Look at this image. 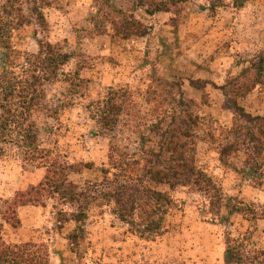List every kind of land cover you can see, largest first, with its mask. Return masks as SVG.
<instances>
[{
	"label": "rangeland",
	"instance_id": "obj_1",
	"mask_svg": "<svg viewBox=\"0 0 264 264\" xmlns=\"http://www.w3.org/2000/svg\"><path fill=\"white\" fill-rule=\"evenodd\" d=\"M162 1L169 2L168 11L155 10ZM45 3L40 16L25 1L30 22L14 42L19 52H36L39 41H49L72 54L65 71L75 76L73 81L47 86V101L64 106L58 119L50 122L53 130L41 131L43 146L53 147L71 165L94 164L95 171L73 173L71 179L97 177V169L109 162L112 147L139 155L144 133L182 114L198 122L196 163L213 177L220 195L187 187L171 191L180 206L168 217V231L153 240L105 215L90 218L75 242L70 234L76 224L60 226L55 200L18 207L17 226L4 220L18 193L37 186L45 175L44 169L27 162L23 152L9 149L0 157L4 238L10 243L44 244L51 264H226L227 241L235 237L247 240L244 251H264V219L221 206H263L264 166L247 170L245 152L222 163L217 138L232 127L236 103L253 116L264 117V0ZM123 17L138 22L139 34L127 38L120 34L116 22ZM2 56L0 46V63ZM111 89L120 91L123 105L113 130L98 118V108Z\"/></svg>",
	"mask_w": 264,
	"mask_h": 264
},
{
	"label": "trees",
	"instance_id": "obj_2",
	"mask_svg": "<svg viewBox=\"0 0 264 264\" xmlns=\"http://www.w3.org/2000/svg\"><path fill=\"white\" fill-rule=\"evenodd\" d=\"M25 1L33 4L32 13L42 16L41 9L49 0H0V157L9 149H18L27 162L44 169L45 175L37 186L18 193L4 220L17 226L18 207L55 200L60 226L76 224L70 234L75 242L84 234L90 218L105 215L122 222L131 233L153 240L168 231V217L180 206L171 191L187 187L219 196L213 177L196 163L198 122L182 114H174L170 121L162 120L150 133H144L139 155L112 147L109 162L97 169V177L83 182L71 179L73 173L95 171L94 164L86 163L82 168L71 165L53 147L43 146L41 131L44 127L53 130L50 122L58 119L64 106L47 101V86L73 81L75 76L65 71L72 54L49 41H39L36 52L18 51L14 39L30 22ZM155 10L168 11L169 2H160ZM116 24L126 38L139 34L135 20L123 17ZM119 92L111 89L98 108V118L110 130L116 128L123 111ZM234 113L232 127L217 137L219 159L229 164L233 155L245 152L246 169H260L264 166V117L253 116L237 103ZM221 204L229 212H252L253 218L264 219V205L246 208ZM227 244L226 264H264V251H244L249 246L245 237L229 239ZM0 264H51V259L44 244L10 243L0 230Z\"/></svg>",
	"mask_w": 264,
	"mask_h": 264
}]
</instances>
